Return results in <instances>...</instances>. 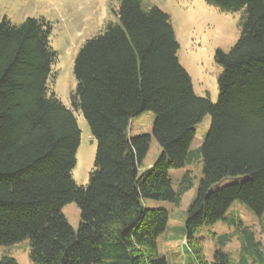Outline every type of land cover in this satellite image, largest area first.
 <instances>
[{"label":"trees","instance_id":"16d2710c","mask_svg":"<svg viewBox=\"0 0 264 264\" xmlns=\"http://www.w3.org/2000/svg\"><path fill=\"white\" fill-rule=\"evenodd\" d=\"M206 1L245 9L235 43L215 51V102L194 93L169 16L157 6L121 0L117 20L85 40L73 64L70 107L48 84L55 59L50 25L41 17L0 20V246L28 239L31 264H167L157 239L168 212L144 201L180 203L191 176L185 171L173 188L169 172L191 161L195 143L202 175L186 210L187 243L224 219L235 200L261 218L264 232V0ZM74 110L96 140L85 186L71 174L80 139ZM144 111L155 120L130 134ZM205 114L210 124L200 140L194 125ZM152 136L161 152L138 173ZM228 176L242 179L214 187ZM71 201L80 210L77 229L62 212ZM243 233L252 262L241 264H264L253 233ZM0 264L19 263L3 254ZM213 264H227L226 253L216 250Z\"/></svg>","mask_w":264,"mask_h":264},{"label":"rangeland","instance_id":"374dc122","mask_svg":"<svg viewBox=\"0 0 264 264\" xmlns=\"http://www.w3.org/2000/svg\"><path fill=\"white\" fill-rule=\"evenodd\" d=\"M139 1L143 9L157 6L168 14L178 42L177 57L190 77L194 93L215 102L218 98L217 80L221 73V66L214 59L215 51L221 49L227 52L239 37L245 18L244 7L222 9L206 0ZM120 3L121 0H0V20L5 17L11 23L19 24L27 17H41L50 25L49 40L55 51V59L48 84L55 96L70 107L71 93L76 87L73 73L75 56L86 39L99 33L108 22L117 20L116 11ZM73 113L79 126L80 139L71 174L76 185L85 186L93 167L96 140L91 136L82 113L75 110ZM154 120L153 112L140 113L130 123V134L136 133L137 125L142 122L151 126ZM209 124L210 115L205 114L194 125L200 140L205 137ZM196 144L193 145L191 161L169 172L173 188L185 171L191 176L192 185L180 203L176 205L167 200L154 199L144 201L147 207L164 208L168 212L166 229L157 239V255L164 257L167 264H213L214 254L219 249L226 253L227 264H241L242 258L251 263L252 257L242 249L243 229L253 233L263 255L264 232L261 218L239 200L232 202L224 219L199 228L195 232L193 246L184 238L186 210L202 175L201 153ZM160 152L161 147L152 136L138 173L150 168ZM239 179L242 176L224 177L214 187ZM62 212L69 224L77 229L80 210L76 202L66 203ZM262 215L263 218L264 212ZM28 251L29 240L22 239L0 246V257L10 255L19 264H31Z\"/></svg>","mask_w":264,"mask_h":264}]
</instances>
